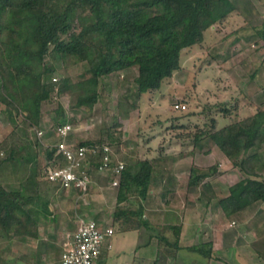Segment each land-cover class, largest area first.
I'll return each mask as SVG.
<instances>
[{"label":"trees","instance_id":"1","mask_svg":"<svg viewBox=\"0 0 264 264\" xmlns=\"http://www.w3.org/2000/svg\"><path fill=\"white\" fill-rule=\"evenodd\" d=\"M237 10L233 0H0V111L12 125L0 142L8 150L0 161V171L14 162L31 160L33 171L24 182H35L34 176L42 175L48 163L57 157L56 142L42 148L45 165L36 160V150L33 156L28 150L31 146L42 147L37 138L34 145L29 143L24 125L35 132L44 101L72 96L68 109L90 114L103 92L104 79L115 75L118 80L120 73L132 70L134 89L127 88L128 95L136 99L155 91L164 79L180 69L184 49L201 44L206 30ZM255 32L256 43L261 41L264 50V20L255 27ZM69 66L81 69L71 77L63 71ZM56 72L62 75L53 77ZM128 104L135 106L134 102ZM117 111L123 114L120 103ZM222 111L228 112L227 108ZM52 120L54 126L75 121L59 102ZM120 125L115 122L107 128L106 142L98 138L80 141L76 146L101 143L111 146L119 142L111 129ZM205 137L242 174L229 187V195L218 201L224 213L231 216L254 203L264 202V108L218 129L196 132L190 152L201 147ZM155 162L136 159L124 163L112 212V224L119 231L148 225L143 203L157 176ZM204 177L205 174L191 173L188 186ZM23 184L20 189H9L0 180V237L11 240L15 235L37 236V219L26 205L39 197L38 190L24 192ZM77 194L81 191L77 190ZM47 204L44 202L43 206ZM165 228L173 229L174 241L163 238L164 250L158 247L153 264H166L179 248L180 227ZM50 245L47 243L46 247ZM187 248L206 260L212 256L209 242Z\"/></svg>","mask_w":264,"mask_h":264},{"label":"rangeland","instance_id":"2","mask_svg":"<svg viewBox=\"0 0 264 264\" xmlns=\"http://www.w3.org/2000/svg\"><path fill=\"white\" fill-rule=\"evenodd\" d=\"M233 1L238 6V10L206 30L201 44L182 51L180 69L175 71L170 78L164 79L159 89L143 93L136 99L128 95L127 88L134 89L132 78L135 72L132 70L128 73H120L118 80L115 75L104 79L105 87L90 114L68 109L73 99L72 96L69 98L61 96L44 101L41 105V121L35 130L36 134H32L33 129L24 125V129L29 134V143L34 145L35 138H37L42 146H31L28 149L30 156H33L36 150V160L45 165L47 160H45L42 148L59 140L52 120L58 102L63 104L68 117L75 120L69 122L73 130L67 141L71 144L76 145L83 140H97L98 138L106 142L108 141L107 128L115 122H120V126L111 129L112 136L119 140V142L115 141L111 148L113 158L122 160L124 163L146 159L152 154L156 158L167 152L177 157L179 152H188L194 148L193 136L196 132L212 130L213 127L214 130L218 129L264 108V50L261 41L256 43L258 36L255 32V27L261 20H264V0ZM79 69L81 66H69L63 71L74 77ZM61 75L56 72L53 77L58 78ZM128 101L134 102L135 106H130ZM119 103L123 108V114L117 111ZM175 103H181L185 105V108L176 109ZM223 108H227L228 112L224 113ZM213 120L215 126H212ZM10 130H12V125L0 111V142ZM2 145L5 146L6 143ZM211 149V155L203 156L204 151ZM194 150L195 162H199L197 160L201 158H206L207 161L201 162L205 165L213 166L223 162V160H215L221 152L206 137L201 141V147H195ZM7 155L8 150L0 146V161ZM22 162L21 160L14 162L13 166L11 164L12 168L7 167L0 171V180L9 189H20L22 182L25 184L24 192L35 188L38 190L39 197L28 202L26 206L41 227H45L46 234L48 232L55 234L52 237L54 247L50 248L47 256H43L42 264H57L56 260L62 249L61 232L73 228L77 222L75 215L83 216L87 214V209L92 211L95 209V215L96 213L100 216L105 214L111 219L116 205V189L108 184V175H99L95 172L94 161L88 170L90 177L96 182L92 183L91 189L83 198L73 188L63 189L59 186H51L44 179L43 173V176L41 173L34 176L35 182L38 183L37 187L33 180L24 182L25 178L31 176L34 162L31 160ZM207 171L209 168L206 169ZM222 173L220 172L219 175ZM223 179H220L222 181L218 179V182H226ZM44 202H48L46 207L43 206ZM97 205L99 209L93 208ZM43 207L46 211H43ZM243 235L244 241L238 240L237 246L242 242L245 244L251 242L253 234L249 228L243 232ZM129 236L130 234H122L115 229L113 239L124 240ZM19 237L15 235L9 243H7L8 239L0 237V264H19L17 260L19 255L25 252L29 255L32 251L34 252L36 240L25 239L23 241ZM126 246L128 248L127 244ZM41 249H43L42 245L38 250ZM246 250L242 251L245 253V258L248 256ZM132 251L133 249L128 250V256H131ZM191 254L189 255L191 264L195 263L196 257L199 261L195 264H206L201 255ZM120 256L119 259L123 260L122 253ZM119 259H115L114 263H119ZM242 261L243 264H264V255L259 260L243 258ZM112 263L113 260L108 258L105 262L97 264ZM226 263L239 264V262Z\"/></svg>","mask_w":264,"mask_h":264},{"label":"crops","instance_id":"3","mask_svg":"<svg viewBox=\"0 0 264 264\" xmlns=\"http://www.w3.org/2000/svg\"><path fill=\"white\" fill-rule=\"evenodd\" d=\"M191 150L188 152L181 151L182 153L179 152L177 157L167 152L156 158L153 154L146 158L156 161L155 172L157 173L143 203L144 218L148 222V225L137 230L120 231L122 234H130L129 238L127 237L124 240L113 239V233L104 243L101 254L95 264L105 262L108 258H111L113 260L112 264H115V259L117 260L121 257L120 253H122L124 259H119L120 261L117 264H123L124 262V264H152L156 258L158 247L160 248L161 246V249L164 250L162 245L166 243L163 241V238L165 237L170 242L174 241L173 229L165 228L164 230L163 227L174 225L180 227L179 248L175 251L174 255L168 257L166 264H191V256L189 255L197 252H191L187 247L207 242L211 243L212 256L208 260L203 257L206 264H227L226 262H239V264H243V258L248 260H256L257 258L259 260L264 255V202L254 203L234 215L227 216L218 201L229 195V187L242 178L241 173L227 158L218 152V157L215 160H223V162L221 164L218 163V166H211V164H201L206 158H201L197 160L199 162H195L196 159L194 153L190 152ZM211 153L212 149L204 151L203 156L207 154L211 155ZM186 154L188 156H185ZM90 165L91 162L89 163ZM206 166L209 168L207 172ZM218 171L219 173H223L219 175ZM191 173L194 176L205 174V177L201 182H197L195 185L189 187L188 182L190 181ZM101 175H108V184L111 186V175L108 173ZM220 177L224 178L223 180L226 182H218L221 179ZM89 178L91 189L92 183L94 184L95 180L90 177V174ZM51 186L55 187L56 185ZM45 207H43V211H46ZM93 208L99 209V205L93 206ZM94 210L87 209V214H83V217L91 218L102 226H111L115 232L117 225L112 224V217L110 219L105 214L104 216H100L97 213L95 215ZM75 217L79 216L76 214ZM75 226L76 224L73 228L61 232L60 242L62 249L57 257V264L65 248L66 235L74 230ZM248 228L253 234L251 242L247 244L242 242L243 244L240 243L237 246L238 240L244 241L243 232ZM44 230L45 227H41V224L38 222L36 237L19 235V238H22L23 241L31 239L37 242L34 246V252L32 251V253L27 255L28 253L23 251L25 253L18 256L17 260L19 264L43 263V256H47L50 248L54 246L52 244V237L49 238L48 236L55 235L50 232L46 234ZM12 240L8 239L7 243ZM258 240L260 241L258 242ZM47 243L52 245L46 247ZM40 245L43 246V249L38 250ZM132 249L133 251L130 252L131 256H128V250L131 251ZM245 250L249 256L247 258H245V253L242 252ZM31 258L33 259L30 260ZM197 261H199V258L196 257L195 263Z\"/></svg>","mask_w":264,"mask_h":264},{"label":"built area","instance_id":"4","mask_svg":"<svg viewBox=\"0 0 264 264\" xmlns=\"http://www.w3.org/2000/svg\"><path fill=\"white\" fill-rule=\"evenodd\" d=\"M174 107L180 109L185 108V105L175 103ZM72 130L69 122L55 126L54 131L59 136L55 144L57 157L45 167L44 179L63 189L80 190L83 198L90 189L89 163L94 161L97 164L95 172L111 175V186L117 188L124 162L113 158L112 148L107 143L91 146L69 143L67 138ZM113 233L111 226H102L83 216L77 217L74 230L66 235L65 248L58 264H95L104 243Z\"/></svg>","mask_w":264,"mask_h":264}]
</instances>
